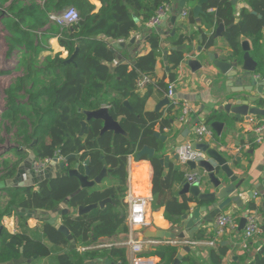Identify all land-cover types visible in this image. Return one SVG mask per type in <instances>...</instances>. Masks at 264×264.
I'll return each mask as SVG.
<instances>
[{
  "label": "trees",
  "instance_id": "1",
  "mask_svg": "<svg viewBox=\"0 0 264 264\" xmlns=\"http://www.w3.org/2000/svg\"><path fill=\"white\" fill-rule=\"evenodd\" d=\"M97 1L101 8L93 13L94 6L88 0H0V25L10 33L7 56L23 48L22 62L26 67L25 76L17 79L5 91L6 108L3 119L16 126L21 147L33 145L31 149L35 162L57 158L64 160L65 157L73 155L75 158L69 164H81L89 160V180L106 167L111 171L109 176L113 181V185L99 189H81L78 179L67 175L42 183L39 194L28 195L29 204L34 203L29 208L50 211L64 201H67L70 208L97 204L105 199H110L111 202L102 209H95L82 216L61 218V223L75 240L74 249H70L65 236L45 224L40 234L35 232L31 239L22 236L12 238L4 244L0 250V263L22 256L29 261L28 264H39L46 260L50 264L54 261L55 264H83L97 259H108L114 264H128L124 248L80 249L90 248L100 239L128 233L125 212L127 205L124 202L127 158L143 147L156 152L161 149L162 142L154 136L157 133L156 127L160 132L172 129L175 113L178 114L177 119L180 116V105L174 107L169 103L159 112L145 111L152 89L165 95L168 86L177 77L169 73L162 79L154 78L156 62L161 57L159 35L151 33L148 38L150 52L135 57L138 72L134 68L129 70L128 64L122 61L116 64L114 45L128 42L131 34L139 29L138 24L149 21L162 6L171 4L173 0ZM195 1L197 0H187L191 3ZM247 4L252 12L262 18L258 19L247 10L241 11L240 22L226 31V40L235 54L239 53L241 36L253 40L264 29V0H248ZM68 7H74L78 11L79 20L75 24L60 27L49 20V15L58 14ZM202 9L203 25L206 27L212 22L222 23L225 27L234 22L230 0H208ZM190 22H194L192 16ZM47 27L48 30L44 31L42 37L47 39L58 34V45L67 56L63 59L60 53H56L46 57L41 69L36 70L35 60L43 50L36 34ZM106 39L113 43H108ZM184 40L186 38L181 36L173 45L181 47ZM76 50L73 61L65 63ZM169 53L168 63L177 71L184 59L183 52L171 49ZM111 65H114L113 69ZM259 73L264 75V70ZM5 74L7 72L0 69V76ZM143 77L151 79L152 82L145 86L144 95H140L136 84ZM28 84L31 89L26 91L25 86ZM105 88L111 94L103 99ZM21 93L27 96L24 106L17 102ZM125 101L133 113L125 107ZM101 106L108 108L109 116L119 123L124 134H101L103 123L90 120L86 122L80 136V123L86 120L85 113L96 111ZM22 116L28 119L27 125L21 119ZM212 120L210 117L206 119L205 126ZM159 159L155 155L148 160L152 167L153 207L163 208L164 218L174 222L175 216L180 217L189 211L186 202L179 203L171 194L173 184L182 183L185 177L178 169L170 168L167 174L164 173ZM13 171L14 167L7 177L12 176ZM79 171L83 172L81 165ZM144 175V170L133 169V185L141 186L139 182ZM15 200L16 197H12V203ZM10 206L11 203L7 205L8 210ZM249 207V211H252L255 206L251 204ZM23 244L24 251L20 254L18 247ZM225 251L224 248L212 249L209 263L221 264ZM176 255L177 249L168 245L157 247L151 254L159 258L162 264H172ZM254 264H264V248L257 254Z\"/></svg>",
  "mask_w": 264,
  "mask_h": 264
},
{
  "label": "crops",
  "instance_id": "2",
  "mask_svg": "<svg viewBox=\"0 0 264 264\" xmlns=\"http://www.w3.org/2000/svg\"><path fill=\"white\" fill-rule=\"evenodd\" d=\"M88 1L94 6L93 13H97L98 10L101 8L100 2H98L97 0ZM173 4L174 2L171 6V13L168 15L166 20L158 29L152 31L144 26L145 23L138 24L139 29L131 34V38H135V42L129 48L131 51L133 49H137V52L135 54L132 55L127 50L121 49L118 44L114 45V50L116 52L117 59L120 58L122 62L127 63L130 70L131 68H134L131 62H135L136 56H144L150 52L151 49L148 43V38L151 33L154 32L156 34V30L159 29H162L167 34H170L172 33V31H175L174 37L170 36L167 39L162 38L161 57L157 59L154 71V78L155 80H158L166 77L167 75H169V73L174 74L172 72L174 70L172 69L168 61L165 64L162 59V52L163 50H165V45H168L169 47L167 48L169 56V51L177 47V45H173V42L176 43L177 39L181 36H184V38H186V40H184L181 44L182 47H185V50L183 51L184 60L178 66L177 72L175 73L177 77L175 81L173 98L175 99V101H177L180 106L187 105L189 108V114L186 117L185 121L180 123L177 119L178 114L175 113V119H173L172 121V129H165L160 132L158 127H156L155 131L161 136L166 137L167 141L164 144L165 147L163 153L155 155L160 158L162 157V155H167L169 157L168 168L165 169L163 167L164 173L167 174L170 168L178 169L180 172L183 173L184 177L196 173L199 175V183L204 182L206 179L203 177L202 170H190L187 165H180L179 161H175L170 155V151H172V149L175 150L178 147L187 145L189 146L190 143L195 142L196 134L194 130V132L190 133L184 138L181 144L175 143L176 140L182 137V134L185 130H191L193 128L191 120V117L193 115H196L197 118L200 117L201 119L198 120V123L194 127L198 125L205 126V121L209 117H214L212 121L224 122L225 125L221 130V137L218 138L215 132L210 131V136L205 137L203 143L210 144L213 148H221L222 150H224L223 155L227 158H239L240 161L233 162L234 172L238 174L241 178L245 179V182L247 184V193H250L251 191L254 197L253 199H249L245 194L241 195V199L243 201V209H238L235 205H231L226 211L222 213V215H229L233 217L237 223L238 228L240 219L246 216L247 214L252 213L256 217L258 224L263 227L264 211L262 203L264 202V200L261 198V196L264 194V133L257 134L255 133L254 129L264 123V117L250 116L247 120L244 118L237 120L233 114H228L224 108L226 105L236 107L238 101L235 100V92L238 91L239 88L232 84V82L228 83V85L225 86L224 84L215 82L217 81V76L214 73V69L207 62H204L205 64L201 62L202 68L196 71H193L192 68L186 64L189 56H192L191 59L193 60H199L200 55L197 53V50L198 48H203L205 46V43L208 40V31L206 30V26L203 25L202 16L199 17L201 21V26L199 27L195 23V18L191 15V9L197 4V1L192 3L190 10L188 8L189 6L185 7V10L187 11V16L185 18H182L179 22L175 21L174 24L170 25L169 20L171 19V17L177 16L176 11L173 10ZM232 9L234 16L239 21L240 11H242L243 9L253 13L247 2L240 0H237V3L233 5ZM191 16L194 19L193 23L190 22ZM169 26H171V28H169ZM181 26L185 27L183 28L184 30H182ZM46 29L48 30V27L45 28V30H41L36 34L38 36L37 39L40 41L41 47L43 48V50H41L40 52V58L44 60V58L46 57H51L56 53H60V57L64 59L67 54L58 45L59 35H52L49 38L44 39L42 36L44 35V31H47ZM262 35L264 37V33H262ZM199 36L201 37V41L199 40ZM245 41L248 44H250L251 42L246 37ZM209 51L218 55H224L226 57L230 52L227 42L224 39H220L219 37L216 38L213 47L206 52L202 51V54L207 53ZM201 61H203V59ZM116 62H118V60H116ZM113 66L111 65V69H113ZM167 68L169 70L168 72L166 71ZM9 86L10 85H8V87ZM144 93L145 92H141L139 94L144 95ZM109 94H111L110 91L105 88L103 99H106ZM164 98V94H161L156 89H152L150 97L147 99L145 104V111L156 112V108ZM261 99L264 100V93L261 96ZM258 107L260 109H264V103L262 106L260 105ZM161 110L162 108L159 109V111ZM129 157L130 164L128 165L127 160L126 168L129 177V182L127 180L126 185H129L132 193L135 196L151 199V202L147 205L146 208V225L142 227H130L126 221L128 233H119L111 238L100 239L95 242L93 246L98 244L115 246V244L125 241L129 236L137 240H149L151 242H156V245H144L141 252V257L146 258L144 260L151 261L152 264H162L159 258L151 256V254L157 249V247L167 246L168 244L163 243L169 240L165 238L150 237H153L156 231H180L181 229H183V225H185L186 223L180 220H174V222L167 221L163 215V208L153 207L154 202L151 192V164L147 159L145 160L144 158L136 162L134 155H130ZM136 163H138L139 165H135ZM133 169H136L138 171L144 170L146 172V175H144L143 179L139 182L141 186L133 185ZM104 180L112 181L109 177ZM181 185V182L173 184L171 194L179 203H187L189 209L191 208V212L188 211L184 214L192 216V212L196 208V200L192 199L189 193H183ZM101 187L102 185L100 187L94 188ZM259 190L261 192H258ZM251 204H253L255 207L254 210L249 211V209H251L249 205ZM126 208L127 218L128 206ZM216 221L217 220H215L212 227H208L207 225L200 227L199 231L194 234L192 239H185L188 241L199 242L200 244L196 246H168L175 247L177 249V254L180 252L182 247H188L189 249H191V252L185 256V258H188L190 260L189 264H210L208 259L209 253L212 249L218 248H224L226 250L225 255L222 257L221 264H254L257 254L264 247V233L254 236V238L249 241L248 249L243 250L239 246L234 244L235 242L239 241L240 237L242 236L241 232L243 230L239 233H236L235 236L230 237L231 240H228L227 237H218L216 230ZM211 241H216L215 245L213 247L207 246L206 243ZM226 241L228 242V245L221 246V243H224ZM46 245H48V243H46ZM182 264L186 263L183 262Z\"/></svg>",
  "mask_w": 264,
  "mask_h": 264
},
{
  "label": "water",
  "instance_id": "3",
  "mask_svg": "<svg viewBox=\"0 0 264 264\" xmlns=\"http://www.w3.org/2000/svg\"><path fill=\"white\" fill-rule=\"evenodd\" d=\"M208 0H197V4L191 9L192 16L195 18V23L200 27L201 21L200 16L203 14L202 6ZM243 1V0H240ZM173 10L176 11L177 16L171 17L169 20V24L172 25L176 22H179L182 17L181 13L186 7L187 0H175L172 1ZM237 0H231V5L236 4ZM237 23V20L235 21ZM234 25H230L225 27L222 23H214L206 27L208 31V40L206 41L205 47L198 48V59H191L192 56L188 57V61L186 64L192 68L193 71L199 70L202 68L201 62H207L214 69V73L217 76V81L220 84L228 85V83L232 82L237 88L238 91L235 92V100L238 101L236 107H232L231 105L225 106V111L229 114H233L234 117L239 120L241 118L248 119L250 116H263L264 117V109H260L258 106L261 103V96L264 93V75H256V66L257 63L249 56V46L245 41V37L241 36L239 38V53L233 54L232 50L229 52L228 56L218 55L211 51L202 54V51H208L213 47V44L216 38L224 39L226 42V31L231 29ZM171 28V26H169ZM182 30H184L183 26H181ZM180 29V28H179ZM157 35L162 38L167 39L170 36L174 37L175 31L167 34L162 29L156 30ZM108 43H113L110 39H106ZM199 40L201 41V37L199 36ZM135 42V38H131L128 42H120L118 43L121 49L127 50L132 55L137 52V49H133L132 51L129 49ZM228 44V42H227ZM168 45H165V50L162 52V59L166 64L168 61ZM183 52L185 47H176L173 50ZM77 54V50L73 55L69 57L65 61V63H71L74 57ZM203 59V61L201 60ZM119 64L121 62L120 58L117 59ZM184 60V59H183ZM182 63V62H181ZM125 64V63H124ZM134 69L138 72V64L136 62H131ZM205 64V63H204ZM259 66V63H258ZM168 72V68L166 69ZM174 74L177 71H172ZM243 100V101H242ZM169 104V100L165 97L156 108V112L159 111L160 108H163L165 105ZM253 106H252V105ZM125 107L133 113V110L129 106L128 102H124ZM215 114V113H214ZM86 120L81 122V132L80 136H82L83 131L86 127V122L90 120H98L103 123L101 134L106 132H112L114 135H122L124 132L122 131L119 123L113 120L109 116L108 108L105 106H101L96 111L86 112L85 113ZM212 119L214 117H211ZM200 117H196L193 115L191 117L192 120V129L185 130L178 140L175 141L176 144H181L184 138L188 136L190 133L194 132L195 125L198 123ZM201 120V119H200ZM224 122L220 121H212L207 125L208 131H213L216 133L217 137H221V130L224 127ZM156 138H159L162 144L164 145L167 141L166 137H161L158 133L154 135ZM171 147V146H170ZM189 148L191 151H199L204 154L203 159L198 161L197 163L188 162L187 166L190 170L200 169L203 171V177L206 179L204 182H200L199 184L190 186L186 180L182 182V192L187 194L189 193L192 199L196 200V208L192 212V216L188 214L182 215L180 217L175 216L173 219L175 221H182L186 224L183 225V229L180 231H156L153 237L150 238H165L169 241L174 240H185L188 238H193L194 234L199 231V228L207 225L208 227H212L213 223L216 219H218L224 211H226L231 205H235L238 209H243V201L241 199V195H246L249 199H253V193H247V184L244 178H241L238 174L234 172V164L233 162L240 161L238 157L232 159L231 157H225L223 155V151L221 148H213L210 144L200 143L197 144L192 142L189 144ZM163 148L159 149L157 152L154 149L143 147L139 152L134 153L135 161L138 162L142 158L146 157L147 160L152 159L155 154H162ZM19 153V152H17ZM170 155L173 157L175 161H178L179 157L176 154L175 150L172 149L170 151ZM73 155L67 156L58 161L57 159H53L47 165L41 167H35V157L33 153L29 152L28 158L22 160L15 170L13 171V178L1 181L0 188L3 187H12L19 182V180H23L26 178V181L30 182L32 185H37L42 182L51 181L53 179L61 178L64 176L75 177L79 181V185L81 189H89L94 187H100L101 183L104 179H106L111 172L107 170L106 167H103L101 172L92 180H89L90 173L88 169L89 160H85L83 163H75L73 168L67 170L65 174L61 172L67 168V162L71 159H74ZM169 157L167 155H162L159 159V163L165 169L168 168ZM27 162H32L26 166V173L23 172V168ZM83 167V172L79 171V166ZM40 169V170H39ZM27 175L26 177H24ZM111 179V178H110ZM258 192H261L260 190ZM264 200V194L261 196ZM110 199H105L97 204H92L84 207L70 208L68 206L67 201L61 202L54 209L44 212V216H48L49 219L46 220V223L50 225L53 229H55L58 233L62 234L66 237V240L70 244V249L75 248V240L70 234L69 230L61 223L60 218L64 216H82L87 214L95 209H102L106 204L110 203ZM263 211H264V202L262 203ZM246 209V208H245ZM191 212V208L189 209ZM36 216V215H35ZM264 223V220H263ZM245 226V218H241L239 221V226L237 228V233L241 232ZM228 245V242L221 243V246ZM264 248V247H263ZM191 252V249L188 247H182L180 252L173 259L172 264H182L183 262L186 264L190 263L188 258H185L187 254ZM21 261H15L14 264H19ZM83 264H114L109 260L97 259L94 261H86Z\"/></svg>",
  "mask_w": 264,
  "mask_h": 264
},
{
  "label": "built area",
  "instance_id": "4",
  "mask_svg": "<svg viewBox=\"0 0 264 264\" xmlns=\"http://www.w3.org/2000/svg\"><path fill=\"white\" fill-rule=\"evenodd\" d=\"M172 3L166 4L162 6L156 14L147 21L144 26L147 29L154 31L158 29L162 23L166 20L168 15L172 11ZM187 16V11L184 9L181 13V17L185 18ZM49 20L60 27H69L75 24L79 20L78 11L74 7H68L62 12L58 14L49 15ZM120 43V42H118ZM117 43V44H118ZM152 80L146 77L140 78L137 82V92L141 93L145 91V86L148 83H151ZM174 89L175 82L170 84L167 88V93L165 97L169 100V103L174 107L178 106L177 101H175L174 97ZM189 114V108L187 105L180 106V116L178 118V122L182 123L185 121L186 117ZM255 133L263 134L264 133V123L254 129ZM196 140L195 143L200 144L203 143L204 138L210 136V131L207 130V127L204 125H198L195 127ZM176 154L178 155L179 164L182 166H186L188 162L197 163L201 159H203L204 154L199 151H191L189 146H182L175 149ZM58 161H61V158H57ZM128 165L130 164V157H128ZM52 160H45L43 162H35V167H41L47 165ZM185 180L190 186L199 184V175L193 173L189 176L185 177ZM129 182V177H128ZM256 196V194H255ZM124 202L128 206L127 218L126 221L130 227H142L146 225V208L147 205L151 202L150 198H142L135 196L129 185H126V191L124 195ZM245 218V226L243 231L241 232L242 236L239 241L234 244L239 246L243 250L248 249V244L254 236L264 233V227H261L256 217L249 213ZM216 230L218 237H227L228 240H231L230 237L235 236L237 233V223L235 219L229 215H221L218 219H216ZM156 242H151L149 240H137L133 237L129 236L125 241L113 245L106 244H98L92 246L90 248L81 249V251L85 250H95V249H104L110 247H120L124 248L125 253L127 254L126 260L128 264H152L149 260H144L146 258L141 257V252L146 244L156 245ZM216 241H211L206 243L207 246L213 247ZM163 244L168 245H187V246H196L200 244L199 242L188 241V240H175V241H167Z\"/></svg>",
  "mask_w": 264,
  "mask_h": 264
},
{
  "label": "flooded vegetation",
  "instance_id": "5",
  "mask_svg": "<svg viewBox=\"0 0 264 264\" xmlns=\"http://www.w3.org/2000/svg\"><path fill=\"white\" fill-rule=\"evenodd\" d=\"M243 1L248 2V0H243ZM252 15L257 16L260 19L262 18L261 15L257 14L256 12H253ZM236 20H237V23H235ZM239 22L240 21L234 16V22L232 25H236ZM262 33H264V29L260 32L259 36L253 40L251 38L246 37L247 39L251 41L250 44H248L249 56L255 62L257 61L259 63V66H258V63L256 62L257 63L256 72L258 71L256 75H263V74H260L259 72L260 70H264V66H262L264 64V37ZM229 50L231 51L232 49L229 47ZM232 53L235 54L234 52ZM261 103H264L263 99L261 100ZM35 143L36 142L34 140L33 144ZM32 146L33 145H29L25 147H19L20 149H13L15 153L19 152L17 153L16 157L20 159L19 160L20 162L28 158L29 152L32 153V149H31ZM30 163L32 162H27L25 164L23 168L24 173L27 172L25 168ZM73 166H74V163L69 164V162H67V168L61 173L65 174L66 171L70 168H73ZM11 169L13 170V167L8 168L6 172L3 171V173L0 175V177L3 176L0 179V183L1 181H6V180L13 178V174L12 176L7 177V174ZM26 176L27 175H25L24 177ZM108 177L111 178L109 175ZM42 183L37 184V185H32L30 182H28V180L26 181V178H24L23 180H19V182H17L15 186L0 188V204L4 202L3 207L0 209V250L3 247V245L4 244L6 245L7 242L10 241L12 238H17V237H22V236H26L30 239L31 237L33 238L34 236L33 234H35V232L40 234V231L43 229L44 225L47 224L46 220H48L49 217L47 215L46 216L43 215V213L47 211L29 208V205L34 204V203L31 202V204H29V201H28V195L40 193V187ZM12 197H16V200L14 203H12ZM9 203H11V206L9 207V210H8L7 205H9ZM61 218H60V221H61ZM29 221H34V223L31 225ZM18 248H19V253L22 254L24 251V244ZM15 261H21L19 264L29 263L28 260L24 259L21 256L18 259H13L10 262H1L0 264H14Z\"/></svg>",
  "mask_w": 264,
  "mask_h": 264
},
{
  "label": "rangeland",
  "instance_id": "6",
  "mask_svg": "<svg viewBox=\"0 0 264 264\" xmlns=\"http://www.w3.org/2000/svg\"><path fill=\"white\" fill-rule=\"evenodd\" d=\"M187 6H189L188 8L190 10L192 3L187 2L186 7ZM9 38H10V33L6 31L2 25H0V69L2 71L7 72V74L0 76V175L3 173V171L6 172V170L10 167L16 168L17 164L20 162L19 161L20 159L16 157L17 152L15 153L13 149H20L19 147L21 146L18 142L19 140H21V138H19L18 136L16 126H12L8 120L3 119V113H4V109L6 108L5 91L9 88L8 85L11 86L17 81V79L23 78L26 74V67L25 64L22 62L23 60L22 53L24 52L23 48H21L19 51L16 50L13 52V54L7 56V50H8L7 40ZM43 61L44 60H42L39 55L35 60L34 68L36 70L41 69ZM39 78H41V76H39ZM25 89L26 91L30 90L31 85L30 84L26 85ZM26 98H27L26 94L21 93L20 96L17 98L18 104L24 106L26 104ZM21 119L25 123L26 120H28L25 116H22ZM164 147L165 145L162 146L163 149ZM2 177H0V179ZM127 180H128V173L126 178V184H127ZM101 185L102 187H104L105 185H106L105 187H109L110 185H113V181L103 180ZM95 189H99V188H95ZM3 204L4 202L0 204V209L3 207ZM126 210L127 208H125V212ZM29 222L31 223V225L34 223V221H29ZM51 263L55 264V261ZM39 264H50V261L48 260L41 261Z\"/></svg>",
  "mask_w": 264,
  "mask_h": 264
},
{
  "label": "bare ground",
  "instance_id": "7",
  "mask_svg": "<svg viewBox=\"0 0 264 264\" xmlns=\"http://www.w3.org/2000/svg\"><path fill=\"white\" fill-rule=\"evenodd\" d=\"M135 165H139L138 163H136Z\"/></svg>",
  "mask_w": 264,
  "mask_h": 264
}]
</instances>
